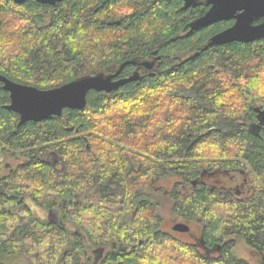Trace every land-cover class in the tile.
I'll return each instance as SVG.
<instances>
[{
	"label": "trees",
	"instance_id": "trees-1",
	"mask_svg": "<svg viewBox=\"0 0 264 264\" xmlns=\"http://www.w3.org/2000/svg\"><path fill=\"white\" fill-rule=\"evenodd\" d=\"M207 9L0 0V74L15 82L48 89L159 56L137 80L38 122L5 108L0 82V157L19 161L0 175V264H252L236 240L264 253V38L210 45L233 20L190 29ZM216 169H242L251 189L200 182ZM161 200L199 223L213 254L161 230Z\"/></svg>",
	"mask_w": 264,
	"mask_h": 264
},
{
	"label": "water",
	"instance_id": "water-1",
	"mask_svg": "<svg viewBox=\"0 0 264 264\" xmlns=\"http://www.w3.org/2000/svg\"><path fill=\"white\" fill-rule=\"evenodd\" d=\"M13 1L21 3L25 0ZM36 1L54 5L61 0ZM203 2L208 6V9L189 23L190 29H198L216 21L233 20L230 26L210 37V45L232 41L249 42L264 38V0H203ZM183 3L185 7L197 6L201 0H183ZM258 19L262 20L255 22ZM153 62L149 60H127L112 73L85 75L48 89L15 82L0 74L2 88L9 93V102L5 108L18 113L20 122H38L51 115L58 116L65 108L82 109L86 104V97L90 90L109 92L126 82L139 78V73L135 71L128 77L114 79L124 66L134 64L145 67V69H151ZM256 110L260 116V121L264 120V109L256 108ZM192 183L195 184V181ZM172 228L177 231H187L189 226L184 222H178ZM99 250L100 247H97L94 253H98Z\"/></svg>",
	"mask_w": 264,
	"mask_h": 264
},
{
	"label": "rangeland",
	"instance_id": "rangeland-1",
	"mask_svg": "<svg viewBox=\"0 0 264 264\" xmlns=\"http://www.w3.org/2000/svg\"><path fill=\"white\" fill-rule=\"evenodd\" d=\"M18 162L19 161L13 159L10 156L0 157V175H3L5 171H7L8 166L14 167L18 164ZM207 177L208 175L205 173L202 177L203 181L207 180ZM237 177H238V180H235L234 182H230L228 180L229 179L228 174L217 173L209 181H205V182H207V184L213 183L214 181H217L218 183L226 182L228 187L231 186L232 188H236L238 184H241L244 181L245 176L243 174L237 173ZM173 181H174L173 179L161 180L158 183V186L162 188V190L166 191L171 187V184ZM245 193H247V191H243V193L241 194H245ZM27 203L29 204V206L31 207V209L36 215H39L42 217L44 216L49 217V215H47L42 208L35 205L33 201L27 200ZM160 215H161V230L168 232L185 242L197 244L198 247L202 249L204 253L206 254L210 253V251L208 249H205L202 245L201 227L199 223L187 222L188 224H190L188 225L189 229L187 231L174 230L172 227L175 223L185 222V221L171 210L170 204L166 200H161ZM51 219L53 218L51 217ZM234 252L236 253V255L246 259L252 264H259L264 261V253H261L255 249L248 247L242 240H236ZM210 254H213V253H210ZM94 260L96 262V253L94 254Z\"/></svg>",
	"mask_w": 264,
	"mask_h": 264
},
{
	"label": "flooded vegetation",
	"instance_id": "flooded-vegetation-1",
	"mask_svg": "<svg viewBox=\"0 0 264 264\" xmlns=\"http://www.w3.org/2000/svg\"><path fill=\"white\" fill-rule=\"evenodd\" d=\"M158 57V56H157ZM157 57H155V58H151V59H149V61H154L153 62V66L156 64V61L159 59V58H157ZM152 66V67H153ZM135 69H133L132 70V72H131V74H133L135 71H137L138 73H139V76H140V73L142 72V71H144L145 69V67H142V66H138V65H135ZM139 67H141V68H139ZM131 74H129V76L131 75ZM126 77H128V76H126ZM117 78H122V77H120L119 75L117 76V77H115L114 79H117ZM257 117L259 118V120H260V116L257 114ZM217 173H222V174H228L229 175V181L230 182H234L235 180H238V177H237V173H239V174H243L245 177H244V181L241 183V184H238L237 186H236V188H232L231 186H227V183L225 182H222V183H218L217 181H214L213 183H209V184H207V182H205V181H209L215 174H217ZM206 174L208 175V177H207V180H205V181H203V179H202V177H201V179H200V182L202 183H206L207 185H209V186H212V187H219V188H221V189H223V190H225V189H227V188H229V189H231V190H234V192L236 193V194H241V193H243V191H246V190H250L251 188L249 187V182H248V177H247V173L246 172H244L242 169H239V170H228V171H225V170H221V169H216V170H214V171H212V172H210V171H206ZM237 188H239V189H237ZM50 219H51V217H49ZM185 223V222H184ZM186 224H188V223H186ZM188 225H190V224H188ZM97 255H98V253H96V257H97ZM96 264V263H95Z\"/></svg>",
	"mask_w": 264,
	"mask_h": 264
}]
</instances>
